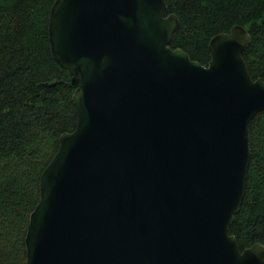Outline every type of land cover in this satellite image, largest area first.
Returning <instances> with one entry per match:
<instances>
[{"label":"water","instance_id":"1","mask_svg":"<svg viewBox=\"0 0 264 264\" xmlns=\"http://www.w3.org/2000/svg\"><path fill=\"white\" fill-rule=\"evenodd\" d=\"M166 0H56L49 35L77 127L40 178L26 264H264L230 234L264 112L241 26L203 66L172 43Z\"/></svg>","mask_w":264,"mask_h":264},{"label":"trees","instance_id":"2","mask_svg":"<svg viewBox=\"0 0 264 264\" xmlns=\"http://www.w3.org/2000/svg\"><path fill=\"white\" fill-rule=\"evenodd\" d=\"M56 0H0V264H26L25 238L40 202V178L77 127L75 89L55 61L49 35ZM181 26L172 48L208 66L209 45L244 27L251 78L264 79V0H166ZM252 158L246 195L230 234L242 251L264 244V112L250 124Z\"/></svg>","mask_w":264,"mask_h":264}]
</instances>
